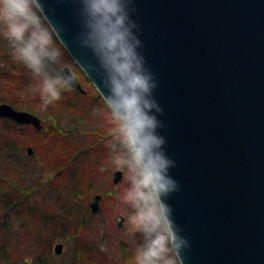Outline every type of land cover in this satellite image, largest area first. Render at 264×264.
<instances>
[{
    "label": "water",
    "instance_id": "water-1",
    "mask_svg": "<svg viewBox=\"0 0 264 264\" xmlns=\"http://www.w3.org/2000/svg\"><path fill=\"white\" fill-rule=\"evenodd\" d=\"M56 12L71 33L70 5ZM136 18L177 162L170 203L191 242L187 264H264V0H137ZM72 88L84 92L77 79ZM0 117L41 128L6 103Z\"/></svg>",
    "mask_w": 264,
    "mask_h": 264
},
{
    "label": "clouds",
    "instance_id": "clouds-1",
    "mask_svg": "<svg viewBox=\"0 0 264 264\" xmlns=\"http://www.w3.org/2000/svg\"><path fill=\"white\" fill-rule=\"evenodd\" d=\"M70 5L69 33L56 12ZM137 0H0V41L41 90V108L87 76L110 119L107 146L124 170V200L139 234L130 264H187L189 238L170 203L181 191L162 129L159 80L148 63Z\"/></svg>",
    "mask_w": 264,
    "mask_h": 264
},
{
    "label": "rangeland",
    "instance_id": "rangeland-1",
    "mask_svg": "<svg viewBox=\"0 0 264 264\" xmlns=\"http://www.w3.org/2000/svg\"><path fill=\"white\" fill-rule=\"evenodd\" d=\"M2 46V53L5 52V55L9 56L11 68L19 66L24 69V73L28 72V70L25 71L23 65L12 57L3 42ZM11 59L12 61H10ZM5 64L6 60L0 59L1 71ZM24 73H22L23 78L25 77ZM28 75L29 78L22 82L21 85H30V88H32V83L35 80L31 77L30 73ZM3 79L6 78L4 77ZM18 84H20V81L14 85H10L16 86ZM11 86L7 87L11 88ZM19 88L20 86H17L15 91L19 90ZM83 88L85 89V93L83 94L69 89L58 101L49 104L47 108H42V110H46L47 115L52 113L58 115V120H54L50 116L51 119L48 120L50 122H48V125H45L42 136L33 134L24 138H17L15 133H12L10 137L11 141L14 142L9 146L10 154L8 153V155L13 153V145L15 147L16 145H22L24 149L26 146L33 148L27 142L29 140L33 141L40 148L41 151L39 150V152H44L43 149L46 150L53 139L49 133L50 127L54 123L58 124L57 128L60 130L55 134L60 137V140L63 139L59 141L63 145H59L56 148L54 160L45 159V162H40L37 156L28 158L24 153L25 157L20 159L9 157L10 161L6 164L11 169V175H14L13 177L15 178V181H10L15 182L17 186H20L24 190L23 197L26 198L27 202L30 201L32 205H39L38 209L40 212L44 211L45 213L43 214L49 218L46 219L48 225L45 224V227L49 226L51 235L58 238L52 244V248L57 242L63 243L62 252L59 255L52 252L51 264H71L74 252L78 251L76 244L79 237L81 236L82 238V234L85 235L84 239L86 238L88 243L90 242L89 244L92 245L90 247L91 253H94L93 249H99V252L103 253V256L97 258L94 262L95 264H114L116 261L118 263L119 259L123 256L121 247H119L120 232L118 229H121L122 225H128L129 222V213L127 214L129 208L126 202L123 201L124 198H122V196L124 197L126 176L123 171L122 178L117 183H113L112 181L113 173L121 168L113 162L107 146L110 119L105 112L98 110L102 106L100 98L92 96L93 93L87 87L83 86ZM38 90L41 94L39 88ZM27 93L32 96L30 98H34L35 94L32 89ZM24 99L26 98L22 100ZM18 127L26 128L23 126ZM33 150L35 149L33 148ZM60 151H62V157L58 158L57 155ZM45 157H47L46 154H44ZM2 158L3 156L0 154V162L3 161ZM58 159H63V161H60V164H58ZM88 181H92L98 190H102V192L106 191L107 193L106 196L101 197V201H99L100 212L96 214H91L90 212L89 214L87 212L84 213L82 201L75 200L83 195L80 192L81 187ZM57 186L61 191L55 189ZM69 188L72 191H79V193H75L74 200L68 199L71 193H62V190H68ZM4 197H0V223L3 224L5 222V225L10 226L12 220H10L8 214L1 215V213L5 212L2 210V207H9L13 204L12 201L16 202L17 196H10L12 200L8 196ZM91 201L92 199L88 203ZM55 207V211H52L51 209ZM19 218H21V215ZM21 220L18 219L20 223ZM16 225L18 229V222L15 221L14 226ZM116 227L119 228L117 229ZM41 230L44 231L42 228ZM16 233V236H19V238L23 237L28 243L27 233L20 232L19 230H16ZM132 234L139 235L136 231ZM43 238L45 239V237ZM62 238H67L69 241H62ZM132 243L134 241L130 235L126 243L128 246L126 253H129V255L133 252H131L130 248H133V245L136 244ZM7 254H9L8 251ZM12 262L14 264L16 261ZM8 264H11V260Z\"/></svg>",
    "mask_w": 264,
    "mask_h": 264
},
{
    "label": "trees",
    "instance_id": "trees-1",
    "mask_svg": "<svg viewBox=\"0 0 264 264\" xmlns=\"http://www.w3.org/2000/svg\"><path fill=\"white\" fill-rule=\"evenodd\" d=\"M2 48H3L2 41H0V59L6 60V64L2 68L3 72L0 70V103L5 102L10 104L15 109L25 110L37 115L42 119L43 129H44L45 125H48V122H50L48 121L51 119L50 116H52L53 119L56 120L58 115L55 113L47 115L46 110H42L41 94L39 93L38 90L39 85H37L38 83L36 81L32 83L33 85L32 88H30V85L28 86L21 85L22 82H24L25 80H27V78H29L28 75L29 73L28 72L24 73V69L19 66L15 68H11L12 66H10L11 64H9L10 62L8 59L9 56L5 55V52L2 53L3 52ZM10 61H12V59ZM25 71L27 70L25 69ZM22 73H24L23 74L25 76L24 78L22 77ZM4 77L6 79H3ZM77 78L79 79V81L82 83L83 86L87 87L93 93L92 94L90 92L92 96L99 98L97 93L92 89L91 85L88 83V81H86L83 75L78 74ZM18 81H20V84L16 86H11L16 84ZM7 86L8 87L11 86V88H8ZM17 86H20V88L19 90L15 91V88ZM30 89H32L33 93L35 94L33 96L34 98H30L32 96L28 95L27 93L29 92ZM67 90H65L63 94H65ZM23 98L26 99L22 100ZM101 102L99 101V103ZM57 125H58L57 123H54V125L50 127L49 134L50 136L53 137V139L50 141V145L48 146V148L46 150L43 149L44 152H39L40 148L37 147L33 141L31 140L27 141L35 149V156L38 157L40 162H45V159L54 160L53 157L55 156L56 148L59 145H63L62 142H59L62 141L63 139L60 140V137L57 134H55L60 131L57 128ZM43 129L37 131L33 128H30L27 130L26 128L25 129L19 128L18 125L14 124L10 120L0 119V154L3 156L2 158L3 161L0 162V176H1L0 179H3L0 180V197L5 198L4 196H8L9 198H11L10 196L12 195L14 197L17 196L16 202L12 201L13 204H11L9 207L7 206L2 207L3 208L2 210H4L5 212L1 213V215L8 214V217L10 218V220H12V224L10 226L5 225L4 222L3 223L4 226H3V224L0 223V264H8L10 260H11V264H13L12 261H16L14 264H51L50 259L52 260V254H53L52 244L58 238H55L51 235L49 226L45 227V224L48 225V223H46V219L48 217H46L43 214L45 212L44 211L40 212V210L38 209L39 205H32L30 201L27 202L26 198L23 197L24 190L20 188V186H17L15 182H14L15 184L11 182V181H15V178L13 177L14 175H11V169L8 168L6 165L8 164V161H10L9 160L10 155H8V153L10 152L9 146L10 144H12V142H14L11 141L10 139L12 133H15V136L17 138L18 137L24 138L25 136L28 135L32 136L33 134L42 136V131H44ZM19 148L21 149L23 148V146L16 145L15 147L13 145L12 151L18 152ZM38 154H40V157L38 156ZM43 154H46L47 157L44 158V156H42ZM55 189L57 191H61L59 190L58 186L55 187ZM62 191H63L62 193H71V195L68 197V199L71 200L75 199L74 197L75 193H79V191L78 192L75 190L72 191L71 188H69L68 190L64 189ZM80 192L83 195H81V197L77 196L78 198L75 200L82 201L83 212L84 213L87 212L88 214H89L88 202L92 199L93 195L100 193L102 198L107 195L106 191L102 192V190L101 191L98 190L92 181L85 182V184L81 187ZM122 198L124 197L122 196ZM14 207L16 208L14 209ZM56 207L51 210L55 211ZM128 213L129 212H127V214ZM20 215L21 218H19ZM18 219H22L21 223L18 221ZM15 221L18 222V229L16 228L17 225L14 226ZM122 226L123 227H121V229H118L119 227L116 228L120 232L119 247H121L123 256L121 257V259H119L118 263L115 260L116 262H114V264H130V257L132 254L129 255V253H126V250L128 249L127 248L128 246L126 244L128 237H130L131 235V238L134 241V243H137L138 235L132 234L134 233L135 230L131 225L130 221L128 222V225L126 226L122 225ZM41 228L44 231H42ZM16 230L27 233L28 243L23 237L19 238V236H16L17 234ZM84 236L85 235L82 234V238L81 236L79 237L78 243H80V245H78V243L76 244V246H78L77 247L78 251L74 252V258L72 259L73 261H71L72 262L71 264H95L94 262L97 260V258H101L103 256V253L99 252V249L97 250L93 249L94 253H91L90 247L92 245L89 244L90 242L88 243L86 238L84 239ZM43 237H45V239ZM63 240L69 241V239L67 238L66 239L62 238V241ZM134 247L135 245H133V248H130L131 252L133 251ZM7 251L9 254H7Z\"/></svg>",
    "mask_w": 264,
    "mask_h": 264
},
{
    "label": "flooded vegetation",
    "instance_id": "flooded-vegetation-1",
    "mask_svg": "<svg viewBox=\"0 0 264 264\" xmlns=\"http://www.w3.org/2000/svg\"><path fill=\"white\" fill-rule=\"evenodd\" d=\"M23 127H26L27 130L30 129L29 126H23ZM24 153L26 154V152H24V151L22 150V148H21V149L19 148L18 152H14V151H13V153L10 155V157H12V158H15V157H16L17 159H20V158L25 157V156H24ZM26 155H27V154H26ZM34 155H35V150H33L32 154H31L30 156L27 155V157L30 158L31 156H34ZM38 156L40 157V154H38ZM42 156H44V154H43ZM57 157H58V158H59V157H62V151H60V152L58 153ZM58 160H59L58 164H60V161H63V159H62V160H61V159H58Z\"/></svg>",
    "mask_w": 264,
    "mask_h": 264
},
{
    "label": "bare ground",
    "instance_id": "bare-ground-1",
    "mask_svg": "<svg viewBox=\"0 0 264 264\" xmlns=\"http://www.w3.org/2000/svg\"><path fill=\"white\" fill-rule=\"evenodd\" d=\"M27 148H31V147H30V146H26L25 149H24V147H23L22 150H23L24 152H26L27 155L30 156V154L27 153ZM54 247H55V246H53V248H52V252H53V253H55V251H54ZM61 252H62V250H61Z\"/></svg>",
    "mask_w": 264,
    "mask_h": 264
}]
</instances>
